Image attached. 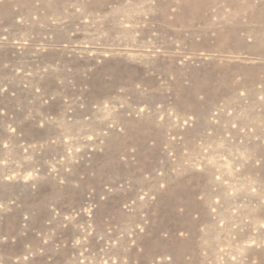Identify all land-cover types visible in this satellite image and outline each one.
Returning a JSON list of instances; mask_svg holds the SVG:
<instances>
[{
  "label": "rangeland",
  "instance_id": "374dc122",
  "mask_svg": "<svg viewBox=\"0 0 264 264\" xmlns=\"http://www.w3.org/2000/svg\"><path fill=\"white\" fill-rule=\"evenodd\" d=\"M0 264H264V0H0Z\"/></svg>",
  "mask_w": 264,
  "mask_h": 264
}]
</instances>
